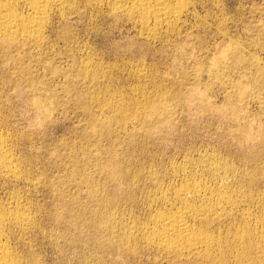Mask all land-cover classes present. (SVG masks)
<instances>
[{
	"label": "rangeland",
	"instance_id": "rangeland-1",
	"mask_svg": "<svg viewBox=\"0 0 264 264\" xmlns=\"http://www.w3.org/2000/svg\"><path fill=\"white\" fill-rule=\"evenodd\" d=\"M67 2L43 43L0 36V144L14 168L0 167V215L12 258L263 264L264 0H169L185 11L163 27L106 0ZM192 182L231 199L224 216L189 219L216 242L212 260L145 240Z\"/></svg>",
	"mask_w": 264,
	"mask_h": 264
},
{
	"label": "bare ground",
	"instance_id": "bare-ground-1",
	"mask_svg": "<svg viewBox=\"0 0 264 264\" xmlns=\"http://www.w3.org/2000/svg\"><path fill=\"white\" fill-rule=\"evenodd\" d=\"M106 1L112 3L116 10H124L125 12L128 13V15L134 16V17L136 16L137 18H139L140 23L142 24L143 27H149L152 24V22L155 23V26H157V27H161V26L163 27L164 25L168 26V24H171V23L173 24V23L179 22V20L182 17V14H184L183 11H185L183 5L178 4L176 6H172L171 2H169V0H106ZM67 4H68L67 0H0V36H2L4 38H13L15 36H23V37H28V38L33 39L36 44L41 43V42L43 43V41H42L44 39L43 36H44V33L47 29V24L49 21V17L51 16V13L54 11H58V13H59L60 11L64 10V8ZM115 9H114V12H115ZM117 12H119V11H117ZM157 27H155V28H157ZM84 70H86V68ZM88 71H89V69H88ZM5 152L6 151H4L3 147L0 144V167H1V169L5 170L7 172L9 171L11 173V171H14L13 170L14 168L12 169V166L10 165V160L8 157L9 155L7 156L8 152L7 153H5ZM195 183H197V182H195ZM195 183L192 182V183L186 184L185 186L182 185L183 189L179 187V190L180 189H182V190H180L179 193L176 195L178 196L177 201H178V203L179 202L181 203L182 208L178 209V212L174 213V215H172L173 213H171V215H164V214L158 215L157 218H155L154 222L151 224V226H149V232H148L149 237L145 240H148L149 243L152 244L153 246L158 247L159 248L158 250L161 249V250L167 252L168 256L170 254H175L180 258L181 257L186 258L188 256H194L197 258L200 257V259L204 258L207 260H212L215 257L212 258L211 250H212V247L214 246V244H216V242H214V239L212 238L211 234H210L211 236H209L207 234L208 232L204 233V232H201V230H198L193 226L191 227V225L189 223V219L192 218V219L196 220V219H201L204 217L206 218L210 215L216 217L218 215H221L222 213L224 214V212L226 211V209L228 207L227 204H230L231 199L228 198V199H230V200H228L226 197H224L220 193H215L207 199L208 195L210 196V193H208V191L205 189L206 187L205 186L202 187L203 184L199 185V184H195ZM207 193H208V195H207ZM227 197H230V196H227ZM192 201L195 203V206H194V203L191 204ZM231 202L233 203V201H231ZM197 203H198V205H196ZM230 207L231 206H229L228 208H230ZM1 214H3V213H1ZM19 214L23 215L20 212H19ZM15 215H16V213H15ZM221 216H224V215H221ZM4 217H6V215ZM23 217L19 216L18 214L15 216V220L17 221V223L22 224V226L27 221V218L25 219V217L24 218ZM5 219H7V218H5ZM9 219H10V217H9ZM11 219H13V218H11ZM208 219H210V218L208 217ZM3 224H4V218L2 217V215H0V264H17L18 261L16 262L12 258V256H11L12 253L10 254V250L5 245L6 242L4 243ZM146 231H145V233H147ZM146 235H148V234H146ZM145 237H147V236H145ZM244 238H242V240H244ZM261 239H263V237ZM126 240H128V239H126ZM262 241L264 242V240H262ZM245 242H249V241H245ZM253 242H255V241H253ZM145 243H146V241H145ZM256 244H258V243H256ZM256 244H254V245L256 246ZM260 244H262V243H260ZM218 245H220V243ZM237 245L238 244H236V246ZM241 245L243 246V244H241ZM238 247L239 246H237L236 248H238ZM261 247H262V245H261ZM214 248H216V247H214ZM259 248L260 247H258V249ZM238 249L241 250V248H238ZM258 249H256V251H253V252H257ZM161 250H160V252H161ZM246 250L248 251L247 248H246ZM235 251H236V249H235ZM243 251H244V249L242 250V252ZM213 252H215V251H213ZM232 252H234V249ZM253 252L251 251V254H253ZM259 252L260 253L262 252L261 248H260ZM220 253L221 252H219L217 254L221 255ZM238 253H237V255H238ZM249 253L244 252L245 256H246V254L248 256ZM224 254H225V252L222 253V255H224ZM232 254H231V256H232ZM244 254H242V257ZM15 255L13 256L14 258H16ZM257 255L259 256V258L256 255H255L256 257H254V258L255 259L258 258V260H260L262 258L261 255H259V254H257ZM172 256H174V255H172ZM231 256H229V257H231ZM234 256H235V258H237L236 255H234ZM240 256H238V257H240ZM194 257H192V258H194ZM218 258L216 260H218ZM249 259L247 258V260H249ZM207 260H205V261L208 262ZM216 260L214 259V261H210V263L212 262V264H226L228 262V261L226 262L227 259L225 260L226 263L222 262V261L218 262ZM245 260L246 259H244L242 262V258L240 257L239 260L237 259V261H238L237 264L247 263V262H245ZM252 260H254V259H252ZM188 261H189V258H188ZM249 262L251 263L250 260H249ZM249 262H248V264H250ZM262 262L263 261H261V263ZM229 263H227V264H229ZM252 264H254V263L252 262ZM257 264H258V262H257Z\"/></svg>",
	"mask_w": 264,
	"mask_h": 264
}]
</instances>
